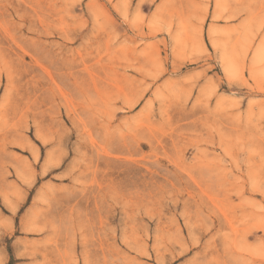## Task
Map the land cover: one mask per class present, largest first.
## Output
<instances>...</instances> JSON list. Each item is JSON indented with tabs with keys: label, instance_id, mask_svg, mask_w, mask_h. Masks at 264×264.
<instances>
[{
	"label": "rangeland",
	"instance_id": "374dc122",
	"mask_svg": "<svg viewBox=\"0 0 264 264\" xmlns=\"http://www.w3.org/2000/svg\"><path fill=\"white\" fill-rule=\"evenodd\" d=\"M0 264H264V0H0Z\"/></svg>",
	"mask_w": 264,
	"mask_h": 264
}]
</instances>
